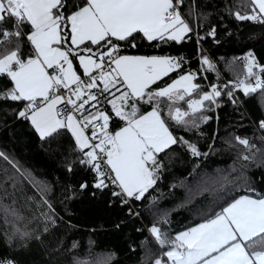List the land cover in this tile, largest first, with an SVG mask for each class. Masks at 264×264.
I'll use <instances>...</instances> for the list:
<instances>
[{
  "label": "trees",
  "instance_id": "obj_1",
  "mask_svg": "<svg viewBox=\"0 0 264 264\" xmlns=\"http://www.w3.org/2000/svg\"><path fill=\"white\" fill-rule=\"evenodd\" d=\"M248 11L245 0H184L181 16L204 39L208 51V57L200 60L190 32L181 42L155 46L156 42L138 39L135 48H122L124 55L169 56L189 62H182L153 88L172 83L190 69L196 70L194 83L202 86L201 91L230 84L216 104L205 102L202 114L208 119L198 120V127L169 122L173 135L195 144L201 155L193 156L182 143L160 153L159 179L135 201L138 216L113 195L119 191L110 182L108 188L94 187L96 173L81 163L82 153L70 132L60 129L41 139L28 120L18 117L26 102L0 100V260L100 264L106 259L108 264H154L166 249L151 233L153 226L175 236L236 198L264 195V90L245 95L242 89H231L246 74L244 57L249 52L258 66H264V25L235 16ZM213 29L214 36L209 34ZM21 31V55L26 56L31 53L27 26L22 25ZM203 58L215 71L205 70ZM12 87L9 78L0 76V93ZM101 107L112 116L110 130H119L123 122L111 113V106ZM150 110L149 105L142 106V111ZM237 137L248 139L250 149L239 144ZM244 155L249 160H243Z\"/></svg>",
  "mask_w": 264,
  "mask_h": 264
},
{
  "label": "snow or ice",
  "instance_id": "obj_2",
  "mask_svg": "<svg viewBox=\"0 0 264 264\" xmlns=\"http://www.w3.org/2000/svg\"><path fill=\"white\" fill-rule=\"evenodd\" d=\"M183 2L0 0V76L13 84L0 93V100L26 102L18 117L29 120L41 139L60 129L70 132L82 153L81 163L96 173L95 188H108L110 182L120 189L114 196L142 199L159 179L160 153L182 143L193 156L201 155L195 144L173 135L169 122L198 127V120L208 119L202 114L205 102L216 104L222 95L215 85L201 91L190 72L153 88L179 69L182 60L122 53L125 46L135 48L138 39L156 42L155 46L181 42L192 31L181 16ZM245 2L250 11L236 12V18L264 25V0ZM22 25L29 28L26 40L31 53L26 56L21 55ZM209 34L214 36L215 30ZM202 64L206 71H215L207 58ZM244 68V78L238 77L233 88L245 95L264 90V66H258L251 52L244 57ZM226 94L232 97L231 91ZM104 103L123 122L119 130H110L112 116L101 107ZM144 105L151 110L142 111ZM237 140L250 149L248 139ZM151 233L166 249L167 258H157L154 264H264V195L236 198L175 236L155 226ZM0 264L13 262L0 260Z\"/></svg>",
  "mask_w": 264,
  "mask_h": 264
},
{
  "label": "built area",
  "instance_id": "obj_3",
  "mask_svg": "<svg viewBox=\"0 0 264 264\" xmlns=\"http://www.w3.org/2000/svg\"><path fill=\"white\" fill-rule=\"evenodd\" d=\"M174 3H175V2H174ZM190 33L192 34V37L194 38V40H195V42H196V44L198 45V48H199V51H198V54H197L196 58H197L198 60H200L203 56H207V57H208V51H207L206 48L203 46V41H204V39H203L202 37L198 36L197 34H195L193 31H191ZM185 40L188 41L189 39L186 38ZM177 60H182V62L185 63V64H188V63H189L188 61L183 60V59H180V58H177ZM189 72L192 73L194 76L196 75V70H195V69H190ZM82 78L87 79V77H82ZM236 81H237V80H236ZM236 81H234V82L231 84V89H232V90H239V89H234V88H233V84H234ZM225 86H226V87H230V84L225 82V83H222V84L217 85V87H218L219 90H221V91L225 88ZM58 107H60V108H64V105H60V106H58ZM68 110H69V109H66L65 112H61V118H63V116L65 115L66 111H68ZM86 134L90 136V135H91V129L86 130ZM110 185L113 186V187H114L115 189H117L118 191H120L119 188L115 187V186L112 185L111 183H110ZM121 198H122L123 202H124L125 200L127 201L126 203H125V202H124V203L127 204V205L129 206L130 211H132V212L135 214V216H138L139 214H138V212H137V210H136V208H135V206H134L136 200H135V199H132V198H128V197H121ZM163 254H164V253H163ZM163 254H161V255L159 256V258H163V261H166L167 258L164 257ZM6 261H8V260H6ZM10 261H11V260H10ZM13 264H14V263H13Z\"/></svg>",
  "mask_w": 264,
  "mask_h": 264
},
{
  "label": "crops",
  "instance_id": "obj_4",
  "mask_svg": "<svg viewBox=\"0 0 264 264\" xmlns=\"http://www.w3.org/2000/svg\"><path fill=\"white\" fill-rule=\"evenodd\" d=\"M29 32V28H28V26H27V32H26V34ZM25 37H26V35H25ZM28 42V41H27ZM28 44H29V42H28ZM29 46H30V44H29ZM74 47V46H73ZM30 48H31V46H30ZM129 56H147V55H129ZM74 68L76 69V71H77V73L78 74H81L82 73V68H80L79 67V62H78V60H74ZM170 74V73H169ZM166 77V76H165ZM165 77H163V78H165ZM162 78V79H163ZM161 79V80H162ZM29 121V120H28ZM30 122V121H29ZM30 124H31V122H30ZM32 125V124H31ZM34 128V127H33ZM35 129V128H34ZM39 135V134H38ZM87 151V150H86ZM204 222V221H203ZM203 222H200V223H203ZM200 223H198L197 225H195V226H193V227H196V226H198ZM192 228V227H191ZM190 229V228H189ZM189 229H186V230H189ZM186 230H184V231H186ZM183 232V231H182ZM179 233H181V232H179Z\"/></svg>",
  "mask_w": 264,
  "mask_h": 264
}]
</instances>
